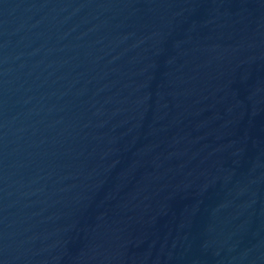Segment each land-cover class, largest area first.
I'll return each mask as SVG.
<instances>
[{"label":"water","instance_id":"1","mask_svg":"<svg viewBox=\"0 0 264 264\" xmlns=\"http://www.w3.org/2000/svg\"><path fill=\"white\" fill-rule=\"evenodd\" d=\"M0 264H264V0H0Z\"/></svg>","mask_w":264,"mask_h":264}]
</instances>
